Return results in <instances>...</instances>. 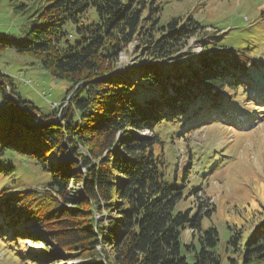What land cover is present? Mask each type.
<instances>
[{
  "label": "trees",
  "instance_id": "obj_1",
  "mask_svg": "<svg viewBox=\"0 0 264 264\" xmlns=\"http://www.w3.org/2000/svg\"><path fill=\"white\" fill-rule=\"evenodd\" d=\"M163 11V0H47L24 37L0 36V51L30 54L53 77L71 83L62 102L43 112L17 92L13 75L0 70V232L8 231L12 245L43 238L53 255L84 258L73 264L264 259V221L250 233L231 228L220 251L218 227L204 225L214 208L203 211L202 199L196 208H179L202 189L201 174L188 145L186 166L180 172L171 167L163 136L182 127L169 139L186 138L214 119L231 118L246 131L263 122L264 106L257 103H264V71L252 52L257 43L239 27L234 36V28L221 35L212 24L217 33L209 36L219 43L183 55L208 25L192 13L162 21ZM259 14L264 20V7ZM128 51L140 59L119 75ZM27 163L47 179L21 186ZM100 212L106 221L98 220ZM189 229L196 241L183 240Z\"/></svg>",
  "mask_w": 264,
  "mask_h": 264
},
{
  "label": "rangeland",
  "instance_id": "obj_2",
  "mask_svg": "<svg viewBox=\"0 0 264 264\" xmlns=\"http://www.w3.org/2000/svg\"><path fill=\"white\" fill-rule=\"evenodd\" d=\"M163 1L162 21H167L173 15L184 14L185 16L192 13L204 25H208L204 31H200L197 36L189 40L183 55L200 52L206 44L219 43L216 36H209L211 33H217L212 24L221 28L222 31L217 33L221 35L224 31L227 34L230 31L228 29L234 28L230 34L234 36L237 32L236 27H239L244 38L250 37L251 42L257 43L252 48V52L258 60L257 65L264 71V42L261 40L264 38V20L259 14L264 7V0ZM20 2L27 4V7H19L17 11L14 7ZM46 3L47 0H17L15 4L10 0H0V36L8 39L24 37V31L37 23L38 12ZM93 14L95 15V11ZM74 27L73 23L67 25V29L73 35H75ZM235 43L240 45L242 37H238ZM130 46L132 49L134 44ZM187 57L182 60H187ZM137 59L140 57L135 53L123 52L121 67L117 73L128 74L130 68L137 65ZM0 70L13 75L17 92L23 99L36 104L43 112H50L54 104L59 105L71 85L66 79L53 77L30 54L19 53L13 48L0 51ZM21 75L27 81L23 80ZM253 92V89H250L252 95H254ZM257 105L261 108L264 103H257ZM228 114L231 116V111ZM241 115L242 121L247 122V113L243 111ZM220 120L222 119H214L211 120L213 123L208 122L200 128L193 129L186 138L180 139L175 135L173 140L169 139L170 132L174 129L184 132L182 127L171 128L169 133L165 132L163 136L167 141L166 157L171 167H176L179 172L186 166L187 145L194 151L193 159L196 169L201 174L197 178L202 189L196 190L190 199L184 201L182 206L179 205V208H196L199 199L205 201L203 211L213 207L212 214L205 216L204 225L216 224L220 234L219 250L223 251L232 232L231 228L241 227L245 233H250L259 222L264 221V121L257 122L255 126L260 125L252 131H246L242 129L239 122L231 118L221 122ZM254 122L255 120L251 123ZM131 132L142 137L152 135V132L147 129H133ZM27 166L26 172L22 171V174L26 175L21 176V186L37 184L47 179L38 167H30L28 163ZM202 166H205V169H202ZM206 170L209 173L202 175ZM5 182L17 187L12 180L6 179ZM97 218L100 221L107 220L103 212L98 213ZM192 232L189 229L183 233V240L196 241L195 235L192 238ZM36 241L28 238L12 245L11 243L15 241L8 235V231L0 232V264H32L34 260H38L39 262L36 261L38 264H73L84 260L80 255L69 259L56 251L53 255L52 252L55 249L52 247L50 252L43 238H37ZM223 264H226V259ZM247 264H264V259H254Z\"/></svg>",
  "mask_w": 264,
  "mask_h": 264
},
{
  "label": "built area",
  "instance_id": "obj_3",
  "mask_svg": "<svg viewBox=\"0 0 264 264\" xmlns=\"http://www.w3.org/2000/svg\"><path fill=\"white\" fill-rule=\"evenodd\" d=\"M28 82H30V80H28Z\"/></svg>",
  "mask_w": 264,
  "mask_h": 264
},
{
  "label": "bare ground",
  "instance_id": "obj_4",
  "mask_svg": "<svg viewBox=\"0 0 264 264\" xmlns=\"http://www.w3.org/2000/svg\"><path fill=\"white\" fill-rule=\"evenodd\" d=\"M213 38V37H212ZM211 42V41H210ZM202 45V44H201Z\"/></svg>",
  "mask_w": 264,
  "mask_h": 264
}]
</instances>
